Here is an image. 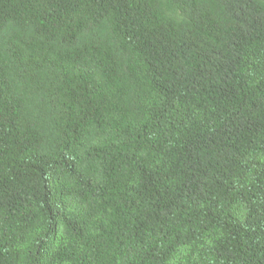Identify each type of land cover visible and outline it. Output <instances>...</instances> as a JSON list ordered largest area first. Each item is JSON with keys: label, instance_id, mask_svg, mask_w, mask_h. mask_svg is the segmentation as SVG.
<instances>
[{"label": "trees", "instance_id": "obj_1", "mask_svg": "<svg viewBox=\"0 0 264 264\" xmlns=\"http://www.w3.org/2000/svg\"><path fill=\"white\" fill-rule=\"evenodd\" d=\"M0 264H264V0H0Z\"/></svg>", "mask_w": 264, "mask_h": 264}]
</instances>
